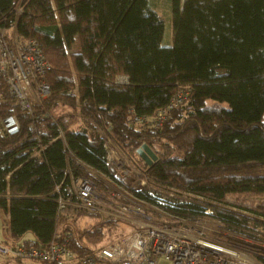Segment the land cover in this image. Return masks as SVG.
<instances>
[{"label":"trees","instance_id":"obj_1","mask_svg":"<svg viewBox=\"0 0 264 264\" xmlns=\"http://www.w3.org/2000/svg\"><path fill=\"white\" fill-rule=\"evenodd\" d=\"M153 1L0 0V29L14 25L18 38L40 45L48 68L39 79L49 88L29 112L14 106L0 81L5 245L43 247L68 232L82 255L125 235L122 221L91 216L80 227L82 213L58 210L55 188L68 185L67 166L87 176L74 161L167 215L212 217L264 239V0H165L172 22L166 46ZM184 89L185 103L161 126L134 122L153 119ZM102 132L138 176L114 177ZM142 145L156 155L151 165L137 154Z\"/></svg>","mask_w":264,"mask_h":264},{"label":"built area","instance_id":"obj_2","mask_svg":"<svg viewBox=\"0 0 264 264\" xmlns=\"http://www.w3.org/2000/svg\"><path fill=\"white\" fill-rule=\"evenodd\" d=\"M20 8L19 3H15L12 8L16 18L21 14ZM47 68L41 47L35 40L18 38L14 25L9 29H0V81L7 85L15 107L30 112L33 92L41 97L48 95V85L39 79ZM187 96L188 90H178L166 107L156 111L153 119L139 118L134 122L137 121L143 128L161 126L172 109L185 103ZM10 126L14 129L19 127L14 117L10 119ZM101 135L107 148V165L115 169L114 177L124 181L130 173L139 175L124 152L111 143L103 132ZM74 162L86 173L94 171ZM65 175L69 176L68 185L55 188L58 210L68 209L71 213L83 211L118 221L127 220L129 214L133 219L127 221L135 227V231L82 255L70 247L72 235L68 232L62 237L56 232L53 240L43 247H25L22 244L10 246L0 241L1 257L20 260L25 264H261L247 255L254 249L264 254V244L256 240H243L230 234L212 232L198 221L188 223L167 215L158 206L134 198L113 178L102 175L96 181L91 177L74 176L68 166ZM157 202L164 205L165 199L160 198ZM144 204L170 221L149 223V217L145 218L143 212ZM209 212L207 210L206 214Z\"/></svg>","mask_w":264,"mask_h":264},{"label":"rangeland","instance_id":"obj_3","mask_svg":"<svg viewBox=\"0 0 264 264\" xmlns=\"http://www.w3.org/2000/svg\"><path fill=\"white\" fill-rule=\"evenodd\" d=\"M166 6H167V4H166L165 0H154L153 1L154 9L158 12V14L164 20L165 28H164V35H163V38H162V45H164V46L170 45L171 42H172V22H171L170 13L168 12ZM21 11H22V9L20 8V13H21ZM19 16L20 15L18 14V17ZM73 51H76V46H74L73 50H71V52H73ZM35 98H36V101H35ZM44 98L45 97H41L39 94H36L35 92H33L32 95H31L30 101H32L31 102L32 105L33 104L40 105L41 101ZM12 117H14V116H12ZM51 120H52V122L55 121V119H51ZM263 121H264V116H263ZM17 124H18V122H17ZM111 143H114V142L111 141ZM113 155H115V154H113ZM114 171H115V169H114ZM91 172L90 171L88 173L85 172V174L87 175L86 177H91L92 179L98 181V179L102 176L101 174H99L96 171H91ZM130 174L138 176L136 173H130ZM127 181H128V179L124 180L123 182L125 183ZM143 206H144L143 212L145 214V218L149 217V219H148L149 223H162V222H169L170 221L166 216H163L161 213H159L156 210H154V208H152L150 206H147V205L145 206V204ZM79 213H82L78 217V224H79L80 227H83V225L88 223V222H92V221H90L91 220V218H90L91 216L99 218V219L103 218V216H96V215H93V214H87L86 212H83V211L79 212ZM74 214H77V213H74ZM127 216H128L127 220H132L133 219L132 215L128 214ZM103 219H106V218H103ZM110 220H112V219H110ZM127 220H123L122 223H119V224H121L123 226V227H121V229L124 230L125 234H129V233L135 231V227H134V229H131L133 227L129 224V221H127ZM1 221H2V217L0 216V240L2 239ZM186 222L189 223L191 221H186ZM198 222L200 223V225H204L205 227L210 229L212 232H221L223 234H230L232 236H235L237 238H241L243 240H249V241L256 240V242L264 244V239H261V238L255 237V236H250V235L241 233L239 231H236L234 229L228 228L225 225L220 224L218 221H216L212 217H204V218L198 220ZM123 223L128 224V226L130 228L128 226L124 225ZM27 237H31V235L30 234H28V235L26 234L24 238H27ZM112 238H116L117 239L118 236L115 234ZM112 238L111 237H107L106 239L104 238L105 240H102L100 243H98V246H100L102 244H106L109 241H112L111 240ZM247 255H248V257L252 258L255 262L264 264L263 263V261H264V254L263 253L258 252L257 250L254 249V251L249 252ZM0 264H25V263L23 261H18V260H7V259H5V258L0 256Z\"/></svg>","mask_w":264,"mask_h":264},{"label":"water","instance_id":"obj_4","mask_svg":"<svg viewBox=\"0 0 264 264\" xmlns=\"http://www.w3.org/2000/svg\"><path fill=\"white\" fill-rule=\"evenodd\" d=\"M138 156L143 159L146 165H151L155 159L156 155L152 152V150L146 146L142 145L138 150H137Z\"/></svg>","mask_w":264,"mask_h":264},{"label":"crops","instance_id":"obj_5","mask_svg":"<svg viewBox=\"0 0 264 264\" xmlns=\"http://www.w3.org/2000/svg\"><path fill=\"white\" fill-rule=\"evenodd\" d=\"M0 216H3L2 214H0ZM1 227H2V241H4V240H6V238H7V234H6V232L4 231V228H3V226H2V221H1Z\"/></svg>","mask_w":264,"mask_h":264}]
</instances>
